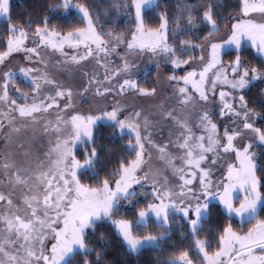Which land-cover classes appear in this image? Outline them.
Returning a JSON list of instances; mask_svg holds the SVG:
<instances>
[{
    "label": "snow or ice",
    "instance_id": "obj_1",
    "mask_svg": "<svg viewBox=\"0 0 264 264\" xmlns=\"http://www.w3.org/2000/svg\"><path fill=\"white\" fill-rule=\"evenodd\" d=\"M0 264H264V0H0Z\"/></svg>",
    "mask_w": 264,
    "mask_h": 264
},
{
    "label": "trees",
    "instance_id": "obj_2",
    "mask_svg": "<svg viewBox=\"0 0 264 264\" xmlns=\"http://www.w3.org/2000/svg\"><path fill=\"white\" fill-rule=\"evenodd\" d=\"M12 6H13V13L20 12L22 8L28 7L29 5L36 2V0H11ZM167 4L170 6H174L176 3V0H165ZM121 30H123V25L121 27ZM151 258V254H146L145 256L141 257L143 261H148Z\"/></svg>",
    "mask_w": 264,
    "mask_h": 264
}]
</instances>
